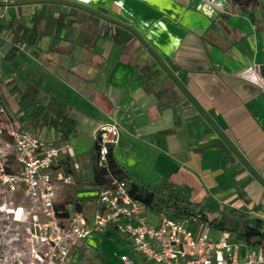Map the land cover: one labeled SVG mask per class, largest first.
<instances>
[{"label":"crops","instance_id":"obj_1","mask_svg":"<svg viewBox=\"0 0 264 264\" xmlns=\"http://www.w3.org/2000/svg\"><path fill=\"white\" fill-rule=\"evenodd\" d=\"M0 60L1 69L24 67L28 89L64 102L77 122L70 133L49 119L34 125L40 137L74 146L58 165L78 180L59 201L70 214L77 200L89 221L94 215L95 137L113 118L121 140L112 152L129 182L183 185L206 207L264 218V2L0 0ZM146 214L159 223V212ZM99 239L124 248L120 264L124 254L154 264L115 226L93 232L71 257L83 264L96 252L108 264ZM231 239L240 256L257 247Z\"/></svg>","mask_w":264,"mask_h":264},{"label":"built area","instance_id":"obj_2","mask_svg":"<svg viewBox=\"0 0 264 264\" xmlns=\"http://www.w3.org/2000/svg\"><path fill=\"white\" fill-rule=\"evenodd\" d=\"M1 77L0 60V214L16 222L28 221L31 237L46 247L43 255L36 251L31 264H69L81 241L109 226L127 235L133 250L154 264H264V239L240 256V243L231 239L229 231L216 239L204 226L200 233L191 228V222L202 223L200 214L175 218L161 212L159 223H151L148 206L132 196L126 180L110 172L111 148L121 140V126L113 118L98 126L95 137L96 165L108 172L109 181L95 184L92 219L89 221L82 209L61 216V194L66 187L77 186L78 180L74 171L58 165L74 146L69 141L42 138L25 128L9 109ZM122 261L134 263L128 254L122 255Z\"/></svg>","mask_w":264,"mask_h":264},{"label":"trees","instance_id":"obj_3","mask_svg":"<svg viewBox=\"0 0 264 264\" xmlns=\"http://www.w3.org/2000/svg\"><path fill=\"white\" fill-rule=\"evenodd\" d=\"M232 1L234 4H240L242 9L264 2V0ZM261 72L264 78V64L261 67ZM12 88L19 90L22 94L20 100L21 108L31 110L29 117L26 116L25 118H31L34 125L40 120L49 119L50 123L58 128L64 129L69 133L74 131L77 122L69 116V108L64 102L52 96L40 99L31 89H27L23 93L19 86H13ZM112 149L113 147L109 154L110 172L126 180L132 196L144 202L156 212H167L175 218H187L200 214L202 223L216 230L229 231L234 238L249 245H258L264 239V218L262 217L253 216L250 213L234 208L224 207L220 209L209 207L208 212L213 214L211 217L204 212L206 205L202 201H192L189 195L186 194L188 189L183 185H166L162 183L158 188H150L129 182L127 178L122 176V169L113 155ZM94 163V183H108V172L96 165V159ZM60 209L61 216L68 217L70 215V210L64 204H60ZM73 210H80L77 200L73 204Z\"/></svg>","mask_w":264,"mask_h":264},{"label":"rangeland","instance_id":"obj_4","mask_svg":"<svg viewBox=\"0 0 264 264\" xmlns=\"http://www.w3.org/2000/svg\"><path fill=\"white\" fill-rule=\"evenodd\" d=\"M5 65L2 67L1 72L3 74V81L5 86L3 89V96L9 103L10 111L16 116L20 117L21 124L31 130L36 132V128L34 127L33 121L29 117L31 110L30 109H22L20 105V100L22 94L19 90H14L13 86H18L21 89V92H25L29 87V76L24 67H10V65L5 61ZM15 85H14V81ZM24 118V119H22ZM39 136L45 137L46 132L43 130L38 133ZM186 194H188L186 192ZM1 200V199H0ZM20 200V198H19ZM194 201V200H192ZM1 202V201H0ZM198 202V201H197ZM214 202L213 197H209L207 199V204L211 205ZM209 206L204 208V212L208 213ZM154 214H158V212L153 210ZM191 228L196 230L195 222H191ZM31 224L28 221L25 222H16L13 219L7 217V215L0 214V264H31L34 263L36 257V251L40 254H44L46 251V247L41 245L39 241L35 238L31 237L28 227ZM198 233L202 232L203 228L208 231L211 237H214L216 229L210 228L202 223H199ZM204 226V227H203ZM93 241V240H92ZM96 242V240H94ZM93 244V242H91ZM94 246L102 247L104 250L109 263L108 264H120L118 261V256L122 251L121 246L117 244V242H113L110 240H102L99 239V242H96ZM121 248V249H120ZM129 251V249H125ZM79 254L76 253L71 257V264H78ZM86 262L83 264H104V259L102 257L97 256L96 252H93L88 255Z\"/></svg>","mask_w":264,"mask_h":264},{"label":"clouds","instance_id":"obj_5","mask_svg":"<svg viewBox=\"0 0 264 264\" xmlns=\"http://www.w3.org/2000/svg\"><path fill=\"white\" fill-rule=\"evenodd\" d=\"M254 82V81H253Z\"/></svg>","mask_w":264,"mask_h":264}]
</instances>
